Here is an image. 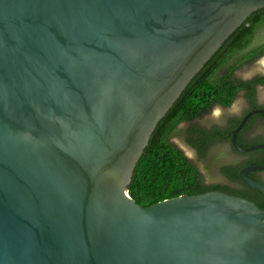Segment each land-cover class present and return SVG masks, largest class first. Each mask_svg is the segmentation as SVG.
Here are the masks:
<instances>
[{
  "label": "water",
  "instance_id": "obj_1",
  "mask_svg": "<svg viewBox=\"0 0 264 264\" xmlns=\"http://www.w3.org/2000/svg\"><path fill=\"white\" fill-rule=\"evenodd\" d=\"M264 0H0V264H264V208L128 194L157 122ZM244 114L230 131L236 135ZM238 170L264 196V185Z\"/></svg>",
  "mask_w": 264,
  "mask_h": 264
},
{
  "label": "trees",
  "instance_id": "obj_2",
  "mask_svg": "<svg viewBox=\"0 0 264 264\" xmlns=\"http://www.w3.org/2000/svg\"><path fill=\"white\" fill-rule=\"evenodd\" d=\"M263 53L264 8H259L252 11L225 39L155 125L128 184V194L137 204L148 206L178 195L219 190L245 197L255 202L258 207L264 208L262 193L244 184L238 177V170L241 167L264 163V148L258 149L261 152L258 156H252L251 153L245 154L235 150L229 142L231 129L238 124L244 113L229 119L226 127L217 132L197 123V120L207 114L213 106L229 107L239 94L249 103L248 107H258L255 106V91L256 86L264 85V75L255 73L244 79L235 72L243 66L252 64ZM254 115L264 116V112ZM181 123H187L184 129L179 128ZM174 135H180L183 141L194 149L197 156L195 161L186 156L172 141ZM225 140L230 145L228 148L230 153L246 155L245 159L234 164H225L219 169L221 175L229 181L239 182L242 185L240 188L206 182L201 172L199 164L206 156V151L212 150L214 142ZM236 142L242 147L255 143L241 142L239 137H236ZM214 155L215 157L211 158L212 162L221 158L223 153L217 152ZM204 165L207 171L210 164ZM256 173L249 172L247 175L264 185V174L260 177L256 176Z\"/></svg>",
  "mask_w": 264,
  "mask_h": 264
},
{
  "label": "flooded vegetation",
  "instance_id": "obj_3",
  "mask_svg": "<svg viewBox=\"0 0 264 264\" xmlns=\"http://www.w3.org/2000/svg\"><path fill=\"white\" fill-rule=\"evenodd\" d=\"M261 67L264 68V65H262ZM255 73L257 74V73H261V72L259 70H256ZM261 74L264 75V73H261ZM259 87L264 88V85L256 86L254 99H255V103H256L255 106H258V107H253V106L248 107L249 103H247V101H245V98H243V96L241 94H239V96H240L239 98H241V102H240L241 107H240V110L238 113H236V114H234V113L225 114L223 117H221L219 119V121H211L209 123H204V124L201 123L202 124L201 126L205 127L206 129L214 130L215 132H217V131L224 129V127H226V124L229 122V119H231L234 116H237V115H240L243 113L246 114L248 111H250L252 109H258V108L264 109V106H262L264 104V100L258 101ZM259 105H261V106H259ZM261 112H264V110L252 113L245 120L244 124L242 125V127L240 128V130L238 131V133L236 135V137H239V140L241 142H251V141L253 142L254 141L255 142L254 144L264 142V116L254 115L255 113H261ZM209 113H210V111L207 114H209ZM207 114H205V115H207ZM253 115H254V117H252ZM245 123H247V124L245 125ZM219 137H220V135H219ZM229 138H230V135H229ZM220 140H223V139H220ZM229 142H230V139H229ZM213 144L214 145L212 147V150L206 151V156L200 160V164H202L203 167L205 166L204 164H206V163L210 164V167L208 170H209L210 174L214 175V177H215V180L212 179L211 182L223 184V185H226L230 188L242 187V185L239 182H236V181L231 182L225 176L221 175V173L219 172V169L221 166H224L225 164H227V165L228 164H234V163H237V162L245 159L246 155L243 156V155H238L236 153H232L233 155H235V158L231 159V158H229L230 154H228V152H229L228 148H230V145L228 144L227 140L217 141V142H214ZM260 149H262V148H260ZM217 152H222L223 156L221 158H218L215 162H212L211 158L215 157L214 154ZM248 153H251L252 156H258L261 152H259L257 149V150L251 151V152H246L245 154H248ZM256 172H257L255 174L256 176L263 177V174H264L263 170L262 171H256ZM216 176L221 177V179L217 180ZM251 178H253V177H251Z\"/></svg>",
  "mask_w": 264,
  "mask_h": 264
},
{
  "label": "rangeland",
  "instance_id": "obj_4",
  "mask_svg": "<svg viewBox=\"0 0 264 264\" xmlns=\"http://www.w3.org/2000/svg\"><path fill=\"white\" fill-rule=\"evenodd\" d=\"M263 61H264V53L260 57H258L252 64L243 66L242 68H239L238 70H236L235 74L239 77L246 79V78L251 77L255 73L256 70H259L261 73H264V68L261 67L262 65H264ZM258 94H259L258 101L264 100V88L259 87ZM239 97H237L229 107L223 108L220 106H213V108L210 110V113L199 118L197 120V123L202 125L201 123L204 124V123H209L211 121H219V119L223 117L225 114L238 113L241 107V104H240L241 98ZM186 125L187 123H181L179 125V128L184 129ZM172 141L184 151L186 156H188L190 159L195 161V158L197 157L196 152L194 151V149H192L189 145H187L183 141L180 135H174L172 137ZM228 154H230L229 158L231 159L235 158V155H233L232 153L228 152ZM199 165L201 167L203 178L206 182L212 181V179L215 180L214 175H211L208 171H206L205 167H203L202 164H199ZM216 177H217V180L221 179V177L219 176H216Z\"/></svg>",
  "mask_w": 264,
  "mask_h": 264
},
{
  "label": "bare ground",
  "instance_id": "obj_5",
  "mask_svg": "<svg viewBox=\"0 0 264 264\" xmlns=\"http://www.w3.org/2000/svg\"><path fill=\"white\" fill-rule=\"evenodd\" d=\"M263 64H264V61H263Z\"/></svg>",
  "mask_w": 264,
  "mask_h": 264
}]
</instances>
